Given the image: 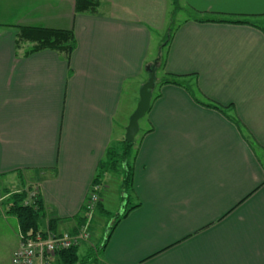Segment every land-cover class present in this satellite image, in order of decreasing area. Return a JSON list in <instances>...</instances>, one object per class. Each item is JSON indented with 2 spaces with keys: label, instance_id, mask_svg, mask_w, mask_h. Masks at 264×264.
I'll use <instances>...</instances> for the list:
<instances>
[{
  "label": "crops",
  "instance_id": "0c3cea01",
  "mask_svg": "<svg viewBox=\"0 0 264 264\" xmlns=\"http://www.w3.org/2000/svg\"><path fill=\"white\" fill-rule=\"evenodd\" d=\"M175 2L186 18L155 59L163 75L124 211L139 205L94 264H264V0ZM172 6L102 0L77 13L75 0H0V204L35 192L42 229L56 219L53 232L76 231L99 161L125 139ZM20 26L74 29L70 63L51 49L24 56ZM171 75L183 85L165 83Z\"/></svg>",
  "mask_w": 264,
  "mask_h": 264
},
{
  "label": "trees",
  "instance_id": "16d2710c",
  "mask_svg": "<svg viewBox=\"0 0 264 264\" xmlns=\"http://www.w3.org/2000/svg\"><path fill=\"white\" fill-rule=\"evenodd\" d=\"M102 0H75L76 12H96L101 6ZM176 4V2H174ZM219 21H228V22H240V23H248L247 20L242 19H231L224 20L219 19ZM19 33L16 38V46L19 52H21L24 56L30 55L35 52H39L45 49H51L59 52L65 59L70 63L71 56L73 52L76 50L78 46V40L75 34L74 29H58V28H48L42 26H20L18 27ZM173 36V31L171 32L169 39L163 46H169L171 38ZM156 71L161 68L162 64L160 58L156 61ZM171 79H167L165 83H175L179 85H183L178 79L179 77L176 75H171ZM203 104L215 108L225 115L229 113L226 111L228 106L216 103V102H208L204 101ZM237 126L240 125L241 122L239 119L235 117H230ZM242 130V127H241ZM137 142H128L125 139L122 140L120 146H111L107 149L106 155L103 159H101L97 166V173L93 180V187L96 185L102 184L104 181V175L109 171H119L122 169L124 172L123 181H122V190L125 193V197L128 198V201L131 202L133 199L134 192V175H135V158L138 152ZM136 150L135 155H132L133 150ZM125 164V168L123 167ZM28 197L27 191H21L18 193H13L11 195V202L8 209V212L16 215L19 221L20 233H24L26 235H32L35 232L41 230L43 227V220L47 214L46 207L43 203V200L40 197V194L36 196L35 202L29 205L25 204V200ZM98 202L99 211H102V205ZM139 204H135L127 208L123 213L119 214L111 227L109 228V232L101 244V246H91L85 256L83 258L79 255V246H72L68 249L59 250L56 252V258L53 259L51 264H94L99 261V254L96 256L93 251H103L105 250L112 233L115 228L119 224V222L128 215V213L137 207ZM102 208V209H101ZM86 205H83L82 213L79 215V226L84 224L87 220L86 216ZM102 212H108L105 209ZM94 215V214H93ZM94 217V216H93ZM56 219H50L48 221V227L50 230L55 231L56 229ZM92 222V220H91ZM91 228V224L89 226V231ZM78 228L76 229V231ZM74 231V232H76ZM69 233H74L70 231H66ZM56 233V232H55ZM61 233V232H59ZM91 238V232L90 237ZM94 249V250H93Z\"/></svg>",
  "mask_w": 264,
  "mask_h": 264
},
{
  "label": "rangeland",
  "instance_id": "374dc122",
  "mask_svg": "<svg viewBox=\"0 0 264 264\" xmlns=\"http://www.w3.org/2000/svg\"><path fill=\"white\" fill-rule=\"evenodd\" d=\"M174 2L175 0H173V6L171 7V10L173 8V10L176 12L174 22L172 23L168 22L169 25H167L164 30L156 31V33L153 36V40L151 42V46H152L151 56L152 59H154V62L155 59L159 57L161 52L162 53L160 57L162 61L165 60L168 46H163V44L167 42L171 32L178 26V24L183 19L186 18L185 12H183L182 9L178 7V2L176 4L177 8H175ZM30 8L31 7H29L28 12L32 10V8L31 9ZM156 75H157L156 83H158L160 82V77H162L163 75L162 69H158ZM145 116L142 117L139 121L140 131L136 137L137 144H139L140 137L145 131L146 121H147L146 120L147 118ZM135 153L136 150L134 148L132 155H135ZM125 166L126 165L123 164L124 168ZM115 172L116 173L114 174H109L108 177H104L106 179V184L102 185L103 184L102 183L100 185H96V187L99 189V202L101 203V193H102L105 199L103 202L104 205H102V207H104L105 210L107 209L106 211H109V213L99 211V208H97L98 206H96L95 209L93 210L94 217H92L91 219L92 222L90 228L91 238L80 244L79 255L81 258L85 256V254L87 253V251L91 246H101L115 218L124 211V204L129 202L128 198L125 197V193H123L122 190V181H123L124 172L122 169H119V171H115ZM106 190L108 191L106 192ZM117 190H120V194H117ZM120 204H122L123 207L120 208ZM130 206L131 203L129 207ZM129 207H125V208H129ZM8 208H9L8 202H5V204L3 203L0 204V264H12V259H13L12 254L16 251V250L14 251V249L20 244L19 221L16 215L8 212ZM103 252L104 250L98 252L93 251L92 253H95L96 256H98L99 254L98 258L100 259Z\"/></svg>",
  "mask_w": 264,
  "mask_h": 264
},
{
  "label": "built area",
  "instance_id": "2783aa9c",
  "mask_svg": "<svg viewBox=\"0 0 264 264\" xmlns=\"http://www.w3.org/2000/svg\"><path fill=\"white\" fill-rule=\"evenodd\" d=\"M31 196L33 200L25 201L26 205L35 202L36 193H32ZM98 202L99 189L95 186L85 201L87 220L84 224L78 226V230L74 233H55L49 227L32 235L20 233V245L13 254L12 264H51L57 251L87 241L90 237L89 226L93 217V210Z\"/></svg>",
  "mask_w": 264,
  "mask_h": 264
},
{
  "label": "water",
  "instance_id": "95a60500",
  "mask_svg": "<svg viewBox=\"0 0 264 264\" xmlns=\"http://www.w3.org/2000/svg\"><path fill=\"white\" fill-rule=\"evenodd\" d=\"M156 62L149 64L147 69L150 72L148 81L141 87L140 100L134 112L130 116L129 123L126 127L125 140L136 142V136L140 131L139 121L144 117L151 107L153 90L156 85Z\"/></svg>",
  "mask_w": 264,
  "mask_h": 264
}]
</instances>
